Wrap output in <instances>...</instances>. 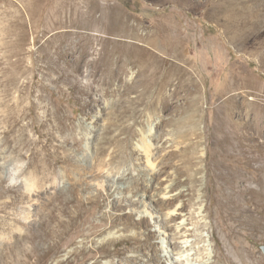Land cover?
Instances as JSON below:
<instances>
[{"label":"rangeland","instance_id":"374dc122","mask_svg":"<svg viewBox=\"0 0 264 264\" xmlns=\"http://www.w3.org/2000/svg\"><path fill=\"white\" fill-rule=\"evenodd\" d=\"M140 138L160 152L151 182ZM174 171L178 189L192 187L175 201L185 212L203 187V225L191 226L207 242L192 235L191 258L264 264V0H0V264L35 263L43 234L67 228L71 199L91 221L46 264H133L84 262L79 245L100 229L154 232L141 193ZM28 177L46 192L31 198Z\"/></svg>","mask_w":264,"mask_h":264},{"label":"bare ground","instance_id":"6f19581e","mask_svg":"<svg viewBox=\"0 0 264 264\" xmlns=\"http://www.w3.org/2000/svg\"><path fill=\"white\" fill-rule=\"evenodd\" d=\"M86 150L87 154L89 152V148L87 147ZM135 150L141 153L143 157L147 159L148 163L151 164L150 173L148 174L151 182L152 179L157 178L159 172H161V168H159V166L156 167L155 164H152V160L155 157H160V152L152 154L148 150V145L143 138H140L139 141L135 143ZM98 161L99 159H97L95 156L94 164L97 165ZM102 168H104V166H102ZM104 169H101L100 171L103 172ZM177 176L178 172L174 171V174L164 178L165 183L163 187L157 190V188L153 187V184H148L149 186H152V189L141 193L142 198H144L141 201L143 213H141L142 215L139 219H141L140 222H142L143 224H145L146 222L154 221V226L157 227L154 232H152L151 230L143 232L132 230L129 234H126L125 232H122L120 229H118L110 230L109 232L105 233L104 229H100L95 230L93 233H87L85 238L82 239L79 245L80 252L83 255L87 256L85 257L84 262H86L89 257L93 256L95 257V262H98L102 257H108L113 254H118L125 256V259L133 264H161L162 255L160 254V252L165 250L166 248L169 252V255L167 256L169 261L168 264H180L182 262L183 264H202V262L197 263L191 258V256L194 254L191 251L194 248L196 249V247H194L196 243H188L192 235L197 236V240H204L205 242H207V237L203 236V234L199 230L196 231L195 226H191V224L194 223L203 225V220L205 218V215L203 214L204 200L202 199L203 187L199 189L198 199L196 201V204L194 205V213L185 212V207L188 206V203L179 202L177 205H175V201L179 199L186 191L190 192L192 190V187L191 185H184L183 187L178 189L177 185L179 184V182L176 180ZM107 177L108 179L105 180V183L109 179H112L111 172L107 174ZM191 177H193V173H191ZM12 179L19 182L18 176L16 175H13ZM102 182L104 183V179L99 183ZM113 182L116 184L115 179H113ZM115 184H112V188ZM23 185L27 189L31 198L34 195H40L46 192L45 189H42V191L37 189L38 182L29 177L24 180ZM51 186L53 187H48V192L51 191V188L58 187L57 182H54V185ZM152 199H162V204L169 206V210L161 215L158 214V207L152 203ZM147 201L149 202L147 203ZM82 203H80L76 199H71L70 202L67 203L68 206L75 207L76 212L71 213L67 228L59 231H50L43 234L42 239L49 241V246L46 250L42 249L35 251V255L37 258L36 262L33 264H46V257L51 254L52 258L57 257L61 251L59 245L60 241L57 239L64 236L67 237L76 227V224H86L87 222L91 221L90 210L85 205H83L84 203ZM144 217H148L147 219L149 220L147 221ZM27 218L30 219L31 216ZM111 218L113 219V221H118V218H116L114 215H112ZM53 220L54 217L52 216L51 222ZM94 235H97L101 238H93ZM154 237L156 239L159 237L166 238L171 250L168 247H164V245L162 246V248L159 244L157 245L153 243L152 238ZM126 239L131 242V245L134 244V247L137 250L135 254H127L126 249L117 247L122 241ZM181 241L187 243L186 248H180L175 252L174 247ZM111 244H114V249L110 248ZM204 246L205 249H208L207 244H204ZM99 249H102L100 254L94 255V253H98ZM201 250H203L202 247H199L198 251ZM75 251L76 249L69 252L66 258H68ZM145 256H147V258ZM63 262L64 261L59 259L57 264H62ZM203 264H207V261H204Z\"/></svg>","mask_w":264,"mask_h":264}]
</instances>
